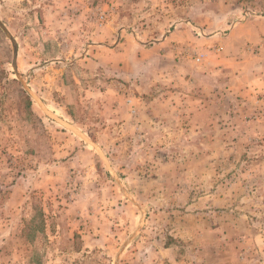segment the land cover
I'll use <instances>...</instances> for the list:
<instances>
[{
  "label": "rangeland",
  "instance_id": "374dc122",
  "mask_svg": "<svg viewBox=\"0 0 264 264\" xmlns=\"http://www.w3.org/2000/svg\"><path fill=\"white\" fill-rule=\"evenodd\" d=\"M0 264H264V0H0Z\"/></svg>",
  "mask_w": 264,
  "mask_h": 264
}]
</instances>
